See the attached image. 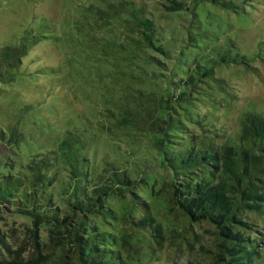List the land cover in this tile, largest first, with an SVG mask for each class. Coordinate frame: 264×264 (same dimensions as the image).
<instances>
[{
	"label": "trees",
	"instance_id": "16d2710c",
	"mask_svg": "<svg viewBox=\"0 0 264 264\" xmlns=\"http://www.w3.org/2000/svg\"><path fill=\"white\" fill-rule=\"evenodd\" d=\"M250 1L164 0L154 5L145 0H102L87 8L99 21L96 31H103L98 23L120 27L114 44L138 59L139 77L166 76L160 59L179 61L182 52L189 57L183 76L170 83L167 93L149 97L146 105L134 109L113 110L117 117L110 108L107 115L117 124L147 133L154 161L170 176L165 183L170 204L188 226L213 229L215 262L211 264H264V102L244 107L233 127L227 116L198 111L207 88H218L224 100L232 97L230 83L217 75L218 66L251 71L255 61L264 60L259 43L251 51L240 47L235 34L210 20L204 6L242 14ZM158 10L186 16L179 22L184 36L175 40L181 52L169 47L155 19ZM43 29H24L0 45V86L21 76L31 46L50 35ZM143 66L152 68L147 73ZM33 102L14 104L9 125L0 120V210L8 206L9 212L29 217L35 227L46 226L47 239L40 241L36 228L30 230L29 246L0 255V264H127L114 238L98 227L115 214L108 206L109 197L128 193L127 212L144 214L130 221V229L147 232L150 228L154 237L161 236L146 204L135 195L140 187L138 170L145 161L136 165L125 152L113 159L89 156L88 135L78 125L63 130L46 150L23 159L16 116ZM128 216L132 217L128 213L124 218Z\"/></svg>",
	"mask_w": 264,
	"mask_h": 264
},
{
	"label": "rangeland",
	"instance_id": "374dc122",
	"mask_svg": "<svg viewBox=\"0 0 264 264\" xmlns=\"http://www.w3.org/2000/svg\"><path fill=\"white\" fill-rule=\"evenodd\" d=\"M145 1L159 5L164 0ZM101 2L0 0V45L11 42L24 29L36 31L42 27L50 31L49 36L31 46L22 62L21 76L0 86L1 123L9 125L14 104L34 101L30 108L21 109L16 116L22 132L23 159L29 153L46 150L63 130L78 125L88 135L89 156L113 159L122 157L125 152L134 157L131 159L136 165L145 161L146 165L138 170L136 179L140 187L135 195L146 204L153 225L161 229V236L154 237L150 228L147 232L130 229V221L144 214L136 210L127 212L130 196L118 192L108 199V206L115 214L108 223L98 227L99 231L110 233L127 264H211L215 262L211 251L213 229L188 226L180 211L170 204L165 186L170 176L154 161L155 152L147 133L133 125L117 124L107 115L110 108L113 117H117L113 110L134 109L146 105L149 97L167 93L170 83H176L177 78L183 76L182 69L189 66V57L182 52V56L175 55L180 57L179 61L160 59L165 65L161 72L167 73L166 76L144 74L139 77L138 59L124 54L114 44L120 38V27L98 23L103 31H96L95 23L99 21L87 8ZM250 3L242 14L226 12L213 5L204 6L210 20L219 23L223 30L230 29L235 39L240 40L237 44L248 51L257 43L264 48V0ZM182 16L155 11V19L164 30L169 47L180 52L182 48L175 40L184 36L179 28V22L186 17ZM252 66L251 71L241 66H218L217 75L230 83L232 97L224 100L218 88H207L202 91L204 98L198 102V111L227 116L231 126H236V118L244 107L264 102V60H257ZM143 67L147 73L152 68ZM128 213L132 217L124 218ZM35 228L40 241H46V226L35 227L29 217L11 213L5 206L0 210L3 241L0 255L6 257L28 247L27 236Z\"/></svg>",
	"mask_w": 264,
	"mask_h": 264
}]
</instances>
